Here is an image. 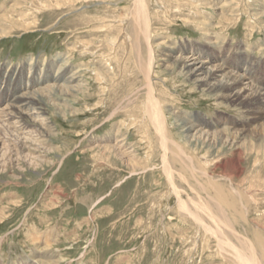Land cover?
Returning a JSON list of instances; mask_svg holds the SVG:
<instances>
[{"label":"rangeland","instance_id":"1","mask_svg":"<svg viewBox=\"0 0 264 264\" xmlns=\"http://www.w3.org/2000/svg\"><path fill=\"white\" fill-rule=\"evenodd\" d=\"M135 1L0 0V27L10 33L7 37L0 34V71L5 70L11 91L19 90L18 83L23 88L26 81L32 82L27 74L30 64L46 71L49 64L32 59L60 60L68 52L72 68L79 69L88 84L81 99L70 101L78 109L76 114L69 111L68 119L63 115L52 119L56 131L44 150L28 152L32 160L14 157L10 161V152L0 159L5 163V167L0 165V264H30L44 257L57 264H240L236 251L247 254L242 246L245 239L251 241L256 260L264 264V128L248 133L247 147L240 146L238 153L210 151L187 144L169 110L176 107L193 122L204 117L214 124L215 132L234 122L252 131L264 125V119L253 118L254 103L235 108L195 90L178 69L167 71L162 58L152 70V81L167 110L168 136L193 158L190 163L184 153L170 146L174 149L168 156L169 166L175 174L171 182L193 211L192 202L211 207L196 211L218 233L212 235L180 208L177 191L164 169L160 139L146 112L149 42L139 32ZM145 1L152 16L148 34L158 54L159 42L171 49L193 42L203 58L228 48L240 70L249 60H260L256 77L264 81V0H235L234 12L223 9L224 19L217 10L224 0H207L209 5L201 0L190 6L184 0ZM209 40L217 45H207ZM154 41L158 43L153 45ZM102 66L115 88L98 81L97 70ZM5 87V83L0 85V100ZM48 112L55 116L53 108ZM119 129L126 149L136 150L130 164L127 154L131 152L111 160L97 147L113 143ZM209 212L216 215L215 220ZM50 235L48 248L34 238Z\"/></svg>","mask_w":264,"mask_h":264},{"label":"bare ground","instance_id":"2","mask_svg":"<svg viewBox=\"0 0 264 264\" xmlns=\"http://www.w3.org/2000/svg\"><path fill=\"white\" fill-rule=\"evenodd\" d=\"M51 1H53V0H46L47 3L51 2ZM155 1H157V0H154L153 3ZM202 1H204L205 5H209L207 0H202ZM205 1L207 3H205ZM233 1H235V0H224L222 6H219L217 8V10L219 11L220 17H223L222 19L227 18L223 12L224 8L229 9L230 13L235 11ZM56 2H57V0H56ZM135 2H136V7H137V8H135V11L137 12V19H139L138 22L140 23V27H141V30L139 29L140 31L139 30L138 31L142 34V37H144L149 42V46H148L149 52L147 54L148 55V63H145V66H147V70L145 69L147 71V74L145 73L146 78H145V86H144L145 88H147V100H145L146 104H147L146 105V112H147L149 121H151V123L155 129V133L157 134V137H159V139H160V144H161L160 147L164 153V155H163L164 169H165V172L168 174V176L170 178V182H171V178H173V176H175V174L172 171V169H170V166H169L168 156H170L169 154H171L173 152L172 150L174 149L170 146L173 145L178 151H180L179 152L180 154H181V152H182V154L184 153L185 157L190 161V163H192L191 160H193V158L190 157L188 155V153L183 150V147L179 143H177L175 141H171L169 136H168V129H167L168 120L166 118V115H167L166 111L167 110L165 111V107H164L165 104H163V101H162L163 98H161V96L157 94V90L155 88L156 86L154 85V83L152 81V75H154L152 70L154 67H156L155 65L158 64V59L162 58V60L165 62V63L162 62L163 63L162 65L167 66V71L171 72L172 70L176 71L178 69L179 74L183 75V77L185 78V81H187L188 84L192 85V87L195 90H201L203 93H205L206 96L208 95V97L210 95V97H213V99H215L216 102L218 101V103H223V104L227 103L228 105H232L235 108H238V107L242 108L244 105H247V104L250 105V103H254V109L251 108L253 111H255V113L252 115L254 119H259V117H261V116L264 119V86H263L264 81H262L256 77V75L258 74V70H259L258 66L260 65L261 61L260 60H258V61L249 60L247 62V64L245 65V67L240 70L239 66H237L235 63H233V61L236 62V59L235 58H233V60L230 59V55L232 54L231 53L232 51L230 50V51L226 52V50H228V48H224V50H222L223 52H221V53L213 51L210 55H208V57L203 58V55H201L202 53H200L198 47H196V45H194L195 43H193V42L181 44V45L175 46V47H173V49H171L170 46L169 47L167 46L165 48L164 47L165 43L159 42V44L156 45V43H158V42L154 41L153 45H156V47L158 49L160 47V49H159L160 52L158 54L155 51V48L152 47V43H151L152 40L150 39V36L148 34L150 32V21H149V19L152 16H150V14H149V8L147 7L146 1L145 0H136ZM196 2H201V0H184V3H186L188 6H190L191 4H194ZM39 3H38V5H39ZM14 4H15V1H14ZM160 4H161V2H160ZM202 5H203V3H202ZM163 6H165V4ZM163 6H161V7H163ZM11 7H12V5H11ZM177 7H178V5H177ZM206 7H208V6H206ZM212 7H214V5H212ZM166 10H169V9H166ZM261 15H264V11ZM11 25H13V24H11ZM29 26H31V25H29ZM135 27H134V29L137 30V28H135ZM134 29H133V32H134ZM52 30H54V29H52ZM154 30H155V28H154ZM25 31H27V30H25ZM46 31H48V30H46ZM0 34L3 37H5V36L7 37V35L10 33H6L5 30H3L2 27H0ZM70 34H72V33H70ZM82 35H85V34H82ZM133 35L135 36V34H133ZM61 36H64V34ZM76 36H78V35H76ZM85 36L88 37V36H90V34H87V32H86ZM206 38H212V37L207 36ZM84 39H82V40H84ZM85 40H84V42H85ZM71 42H73V41H71ZM79 42H81V41H79ZM216 42L217 41H215V40H209L207 42V45L210 46V44H212L211 46L214 48L217 45ZM67 43H69V41ZM88 44L92 46L94 43L92 40H88ZM76 45H77V43H76ZM68 47L69 46H67V48ZM71 51H73V50H71ZM59 56H62V55H59ZM71 56H70V53L68 52L67 55L60 57V58H62L60 60L55 57L54 59H52V60L49 59V61H47L46 58L42 59L41 56H39L36 59H32L31 61H33V62L37 61L36 62L37 64L41 63L44 60V64L45 65L49 64V65H48V67H46L47 69L45 68L46 71L43 73V71L41 69L34 68L35 65L33 67L30 64V67L27 70L28 71L27 74L29 75V79L31 78L32 82L29 84L26 81L23 84V88L21 86L22 82L18 83L19 84L18 87H20L19 90L17 89V90L11 91L8 84H6L8 77H6L7 74L4 73L5 70L0 71V85H2L4 83L6 85L5 96L3 98H1V100H0V101L4 100L3 103H0V159L2 158V160H4V158H6L5 156H6L7 152H10V155H11L10 161L13 160L14 157L18 158V160L19 159L21 160L22 157L25 160H32V157H31L32 155H29L28 152H30L32 154V152L34 151L35 153L39 154L41 149L44 150V148H42V147L46 144L48 137L51 136V133H54V131H56V127H55V123H54L56 120L53 121L52 119L57 118V116L59 117V115H61V116L63 115V117L67 118L66 115L69 111H71L72 114H76L78 112V109H76L75 107L73 108V106H71L72 104H70V101L73 102L74 99H76L80 95H82L85 92V89L88 86V84L86 82V79L85 78L83 79V74L81 75L80 70L77 68H72L73 66H72V63L70 62V58H72ZM239 60H241V59H239ZM100 62H101V60H100ZM81 63H82V61H81ZM37 64H36V66H37ZM142 64H143V62H142ZM14 69H15V67H14ZM142 69H143V67H142ZM22 70H23V68H22ZM85 71H87V70H85ZM97 74L100 77L98 79V81L101 80L100 84H103L104 86L106 84L110 88L111 84L109 85V83L112 81L111 80L112 78H110L111 75L108 76L109 75L108 70H106V68L102 66L101 68H99L97 70ZM117 77H118V75H117ZM163 82H165V81L163 80ZM187 83H185V84H187ZM258 83H260L262 85L257 86L256 84H258ZM114 86H112V87H114ZM104 88H103V90H104ZM102 95H100V96H102ZM131 96H132V94H131ZM106 97H108V95ZM131 99L134 100V98H131ZM129 101L131 102L130 99H129ZM219 101H222V102H219ZM98 103H100V102H98ZM48 108L54 109L55 113H53V114L55 116H52L51 114H49ZM169 108H170V106H169ZM175 109H176V107L174 108L173 106H171V110H169V111L171 112L170 114L172 115V117L177 121L178 125L180 126L179 127L181 129L180 132H181V135L186 140L185 142L191 146H194V145L195 146H201V147H203L207 150H210V151H211V149L216 150V151L229 149V150L236 151V153H238L237 151L239 150L240 146L241 147H243V146L247 147L245 140L249 138L248 133H253L255 131H258L260 128H264V125L260 124L259 126H255L254 130H252V131H249L248 129L242 130L237 126L238 124L236 125V122H234L233 124L231 123V126L229 128H226V129L224 128L220 131L215 132L212 130L214 128V124L209 122L204 117L200 118V120L198 122H193V121L187 119L186 117L182 116V114L179 111H176ZM88 111H89V109H88ZM90 111H91V109H90ZM123 124H124V122H123ZM123 124L121 123V125H123ZM121 137H122L121 131L119 129V130H117V136L114 137L115 141L113 143L107 142L108 143L107 145L97 146V147L102 149L103 153L106 154L108 158H111V160L114 158L116 160V158H119L120 156L124 158V156H123L124 154L126 155L127 153L131 152V154L130 153L127 154V157L129 159V164H130V163H132L131 161L134 158L133 152L136 150L133 148H130V147H129V149H126L127 147H125L126 144L124 143V138H121ZM95 143H96V140H95ZM95 143H93V144H95ZM87 144H89V143H87ZM7 146H8V149H7ZM97 147H95V148H97ZM91 151H92V149H91ZM126 151H127V153H126ZM91 154H92V152H91ZM98 155H100V154H98ZM96 157H97V155H96ZM36 158L38 160H41L40 156H37ZM94 158H95V156H94ZM108 158H107V161L112 162L110 159L108 160ZM18 160H17V162H18ZM122 162H123V159H122ZM235 162L236 161H233L234 164H235ZM0 163H1V160H0ZM0 165H1V167H5V163H1ZM6 167H7V165H6ZM236 167H237V164H236ZM181 177H183V176H181ZM171 183H172V186L175 189V191H177L176 194L178 195V201H179L180 208L182 210H184L186 213L189 212L191 217H193L196 221H198V223H201L205 227V230L212 233V235L213 234L217 235L218 233H216V231L214 229H211L209 226H206L207 222L204 223V219L199 217V214L196 211L197 209L198 210L200 209L199 212H201L202 209L204 211H210L211 207L209 206L210 208H208L207 206H205V204H203L204 202H202V201H201L202 204H201V202L200 203L199 202L198 203L192 202L193 203L192 205L195 208V211H193L192 209L189 208L188 203L180 197L181 191L179 190V188H177L173 182H171ZM218 197L219 196H217V198ZM219 199H220V202L223 203V201H221V197ZM226 199H227V197H226ZM207 205H208V203H207ZM220 205H221V207H223L222 204H220ZM209 213H211V212H209ZM213 215H214V213L210 216V218H214V216L216 217V215H214V216ZM223 215H225V214H223ZM220 216L221 215H218L219 218H220ZM205 217L209 218V216H206V215H205ZM224 219H225V216H224ZM213 220H215V218ZM226 220H227V218H226ZM216 224L217 223H215V225ZM223 226H225V225H223ZM219 227L221 228V226H219ZM228 230L231 231V229H228ZM34 238H35V241L42 242V244H44L46 246L45 248L50 247V244H48V242H50V240H51V235L46 236V238H44V239H42L41 236H39V237L34 236ZM237 238H240V237H237ZM223 240H226V239H223ZM237 241H238V239H237ZM52 243H54V242H52ZM223 243L226 244L225 242H223ZM242 246L246 247V249L243 251L247 254H244L240 251H236V257H237L238 261L240 262V264H260L256 260L255 255L253 254L255 250L251 244V241L248 239H245ZM45 248H44V250H45ZM229 248H227V249H229ZM227 249L224 252H227ZM238 249L240 250V247ZM220 251H223V249L221 248ZM256 257H257V255H256ZM232 258L234 259V257H232ZM28 263H30V264H57V261L52 260V259L46 260L44 257L43 260H39V261H35V262H28Z\"/></svg>","mask_w":264,"mask_h":264}]
</instances>
